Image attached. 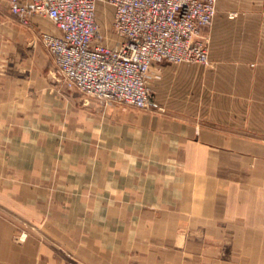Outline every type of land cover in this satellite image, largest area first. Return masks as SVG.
<instances>
[{
    "label": "crops",
    "instance_id": "crops-1",
    "mask_svg": "<svg viewBox=\"0 0 264 264\" xmlns=\"http://www.w3.org/2000/svg\"><path fill=\"white\" fill-rule=\"evenodd\" d=\"M30 21L0 0V264H264V142L220 126L193 85L164 111L83 95L40 40L59 28ZM211 37L264 54V0H220ZM163 70L159 101L202 69Z\"/></svg>",
    "mask_w": 264,
    "mask_h": 264
},
{
    "label": "built area",
    "instance_id": "built-area-1",
    "mask_svg": "<svg viewBox=\"0 0 264 264\" xmlns=\"http://www.w3.org/2000/svg\"><path fill=\"white\" fill-rule=\"evenodd\" d=\"M18 21L31 25L34 14L49 17L60 34L41 30L68 87L104 105L150 110L148 84L154 64L209 60L204 31L219 0H9ZM100 1L113 11V44L98 20Z\"/></svg>",
    "mask_w": 264,
    "mask_h": 264
},
{
    "label": "rangeland",
    "instance_id": "rangeland-1",
    "mask_svg": "<svg viewBox=\"0 0 264 264\" xmlns=\"http://www.w3.org/2000/svg\"><path fill=\"white\" fill-rule=\"evenodd\" d=\"M97 17L102 28H108L109 30L112 24L113 11L104 1H100L98 5ZM214 19L204 31L209 45L208 62H171L164 60L152 66L148 81L152 90L151 101L153 103L150 108L152 110H166L167 107L163 103L164 97L183 101L188 96L187 91L190 85H193L194 91L192 94L195 95L196 99L212 97L214 106L218 105L217 110L220 109L218 111L220 126H227L229 124L230 127H233V123H235L234 126L236 127L237 134H244L242 131L243 126H245L246 128L244 129H246L245 134L247 136L253 140L256 139L255 141L264 142V54L235 53L234 50L240 51L243 48L235 49L228 46V39H225L223 46L216 44L217 46L212 49L211 28ZM239 41H243V39H239ZM164 65L171 67L199 66L202 70L198 71L197 74V77L200 78L194 81L180 80L177 78L174 81V86L170 87L169 80L164 87L167 90L161 93L162 99L159 101L156 98L157 94L154 91L153 84L155 82L164 83L169 78V76L164 75ZM195 70L193 71L194 73ZM222 242L220 245L213 247L216 252L214 256L221 261H226L230 256L228 255V246L226 245L227 240H223ZM205 248L211 249V247ZM209 257L211 258V255ZM220 263L227 264V262ZM205 264H210V260L205 262ZM234 264L243 263L238 260Z\"/></svg>",
    "mask_w": 264,
    "mask_h": 264
}]
</instances>
